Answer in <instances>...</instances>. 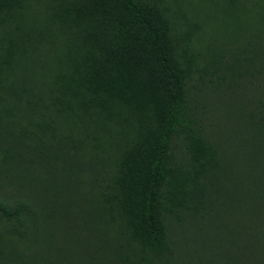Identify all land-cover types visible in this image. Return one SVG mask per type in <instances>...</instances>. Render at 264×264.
I'll use <instances>...</instances> for the list:
<instances>
[{
  "label": "trees",
  "instance_id": "1",
  "mask_svg": "<svg viewBox=\"0 0 264 264\" xmlns=\"http://www.w3.org/2000/svg\"><path fill=\"white\" fill-rule=\"evenodd\" d=\"M33 2L49 8L52 31L47 41L57 62L40 73L45 77V88L39 90L44 111L34 113L49 118L43 122L25 110L38 103L31 99L37 75L31 59L42 41L31 40V49L24 40L15 46L7 29L13 18L29 13ZM176 42L166 10L149 0H0V109L11 113L3 103L16 97L20 115L11 113L10 123L27 119L35 125L30 132L37 141L27 147L45 145L50 153L64 123L92 124L97 131L109 132L125 128L113 156L110 190L102 195L106 204L99 199L96 212L97 222L105 221V235L122 232L134 244L131 257L110 259L116 264H171L175 250L165 220L185 209H191L192 216L207 210L202 181L220 180L227 171L218 150L193 126L187 143L191 170L180 171L169 161L172 138L186 122V68ZM195 56L191 47V63ZM11 73L19 74L22 84L11 82ZM258 144L262 147L253 156L259 164L249 171L248 186L240 187L230 202L227 218L220 220L228 230L220 237L226 246L209 264H223L222 259L227 264H264V141ZM39 155L42 161L51 157ZM0 211L10 222V234L29 249L35 213L27 206L3 203ZM10 253L3 264H29L22 258L25 253Z\"/></svg>",
  "mask_w": 264,
  "mask_h": 264
},
{
  "label": "rangeland",
  "instance_id": "2",
  "mask_svg": "<svg viewBox=\"0 0 264 264\" xmlns=\"http://www.w3.org/2000/svg\"><path fill=\"white\" fill-rule=\"evenodd\" d=\"M149 1L166 10L177 56L186 68V122L172 138L169 161L180 171L191 170L187 143L193 126L218 150L219 162L227 169L220 180L202 181L203 200L210 203L207 210L192 216L191 209H185L179 217L165 220L175 250L171 264H196L197 259L209 264L226 246L220 237L228 230L222 229L220 220L227 218L239 188L248 186L247 175L259 164L253 155L264 141L259 133L264 130V0ZM48 11L46 3L33 2L29 13L13 18L7 28L15 46L24 40L31 49V40L42 41L31 59L37 74L31 99L38 103L25 110L32 114L44 111L39 90L45 88V77L40 73L47 72L45 65H57L47 41L52 31ZM191 27H195L192 34ZM191 47L196 54L192 63ZM7 75L11 82L22 84L19 74ZM3 105L19 117L16 97ZM11 113L0 109V203L27 206L35 213L36 227L28 231L26 250L24 242L10 234V222L0 211L2 264L15 249L25 253L22 258L29 264H106L119 256L131 257L134 244L126 234L105 235V221L96 219L99 199L106 204L102 195L110 190L116 145L126 135L123 125L109 132L97 131L92 124H60L61 140L54 148L53 142L48 153L45 145L36 150L27 147L37 141L30 132L35 125L27 119L11 124ZM33 115L40 122L49 120ZM39 154L51 157L42 161ZM187 183L190 186L191 180Z\"/></svg>",
  "mask_w": 264,
  "mask_h": 264
}]
</instances>
